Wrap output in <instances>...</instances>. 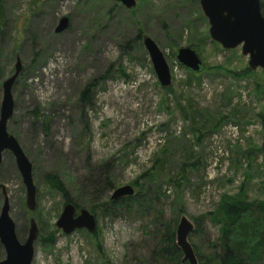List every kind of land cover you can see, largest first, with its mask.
Masks as SVG:
<instances>
[{
	"label": "rangeland",
	"instance_id": "1",
	"mask_svg": "<svg viewBox=\"0 0 264 264\" xmlns=\"http://www.w3.org/2000/svg\"><path fill=\"white\" fill-rule=\"evenodd\" d=\"M135 2L131 11L113 0L1 2L0 104L18 57L22 72L12 87L7 132L32 166L35 210L25 206L9 152L2 155L0 185L19 242L35 220L32 264H168L156 253L170 248V241L163 245L166 225L176 246L182 217L193 226L187 242L197 259L217 245L220 228L211 214L222 202L243 191L247 202L264 205L261 69H248L240 47L224 50L210 39L199 0ZM64 17L68 28L54 33ZM143 35L169 67L167 89L157 81ZM182 48L196 52L200 73L176 60ZM87 86L90 103L81 100ZM47 175L62 183L76 215L84 209L95 217L94 233L64 235L56 228L66 202L47 187ZM135 182L154 197L156 218L102 213L116 189L136 192ZM2 203L0 194V209ZM4 256L0 244V261Z\"/></svg>",
	"mask_w": 264,
	"mask_h": 264
},
{
	"label": "water",
	"instance_id": "2",
	"mask_svg": "<svg viewBox=\"0 0 264 264\" xmlns=\"http://www.w3.org/2000/svg\"><path fill=\"white\" fill-rule=\"evenodd\" d=\"M127 10L136 7L135 0H113ZM201 11L208 22L210 39L224 50L240 47L242 56L247 57V67L254 71L261 69L264 74V17L261 13L260 0H199ZM68 28V19H60L54 33H62ZM141 43L147 52L153 71L159 85L167 89L171 86V74L163 54L157 45L147 36L141 37ZM176 60L189 73L198 74L203 64L196 52L191 48L178 49ZM22 72V65L17 57L12 75L2 83V101L0 104V164L4 152H9L14 158L15 166L25 189V206L28 211L35 210L36 188L32 180V166L16 139L7 132V123L14 111L12 87ZM3 203L0 209V244L4 250V258L0 264H32L34 243L38 238V229L34 219L29 220L27 237L19 242L15 224L9 217V201L6 187L0 185ZM134 190L130 186L116 189L110 200L130 197ZM56 228L64 235L85 230L88 233L96 231L95 217L81 209L76 215V208L66 203L56 221ZM193 230L192 224L184 217L176 227V246L181 251L182 262L197 264L193 249L187 242L188 234Z\"/></svg>",
	"mask_w": 264,
	"mask_h": 264
},
{
	"label": "trees",
	"instance_id": "3",
	"mask_svg": "<svg viewBox=\"0 0 264 264\" xmlns=\"http://www.w3.org/2000/svg\"><path fill=\"white\" fill-rule=\"evenodd\" d=\"M2 0H0L1 5ZM261 13L264 17V0H260ZM1 10V7H0ZM91 87L87 86L81 95V100L90 103L89 94ZM264 128V118L261 121ZM264 152V143L262 146ZM47 187L61 194L66 203L71 200L62 183L55 177H45ZM136 192L130 197L110 200L103 205L102 213L114 215L117 211L135 212L137 214H156L154 197L146 188L138 185ZM211 219L219 224V238L217 245H212L213 251L206 255H197V264H257L264 257V205L257 202H247L243 191L232 199H227L219 205L217 211L211 214ZM165 234L163 245L170 241L168 256L167 249L156 253L158 258L167 259L168 264H181L178 248L171 241L174 230H169V225L164 227ZM185 264V263H183Z\"/></svg>",
	"mask_w": 264,
	"mask_h": 264
}]
</instances>
